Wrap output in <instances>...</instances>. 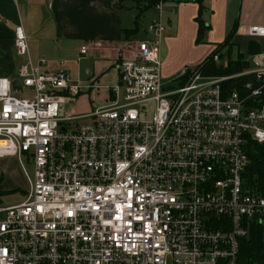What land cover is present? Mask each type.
<instances>
[{"label":"built area","instance_id":"1","mask_svg":"<svg viewBox=\"0 0 264 264\" xmlns=\"http://www.w3.org/2000/svg\"><path fill=\"white\" fill-rule=\"evenodd\" d=\"M168 1L155 3L148 37L113 65L130 83L119 79L107 104L86 115L62 106L93 84L44 71L46 59L35 64L15 28L26 60L16 77L0 75V157L34 170L26 199L0 205V264H240L242 240L264 224V193L243 176L248 141L264 144V102L258 89L225 95L223 83L255 78L264 87V52L235 75L195 69L186 84L167 85ZM247 33L264 37V26Z\"/></svg>","mask_w":264,"mask_h":264},{"label":"crops","instance_id":"2","mask_svg":"<svg viewBox=\"0 0 264 264\" xmlns=\"http://www.w3.org/2000/svg\"><path fill=\"white\" fill-rule=\"evenodd\" d=\"M157 1L1 0L0 75L16 77L20 66L25 63L26 59L19 57L14 47L15 28L20 25L27 36L30 57L35 64L40 58H45L47 62L42 66V69L46 72L60 69L55 61L57 54L67 59L73 52L81 54V47L86 46L88 52L83 60H87L90 78L89 81L81 83L84 86L93 84V87L83 91L78 98L80 96L85 97L87 93L93 94L94 98H99L102 97L104 91L106 96L102 105L104 106L110 96L109 87L113 84V78L117 77L118 81L120 79V75L114 69V63L127 56L124 54V46L127 41L130 39L135 40L136 43L140 41L136 39L140 29L145 35L143 39L148 37L145 25L159 16L155 8ZM173 1L176 0L166 2L167 8L170 9L167 19L164 17L165 5L163 7L162 18L169 28L160 47L162 64L164 46L166 44L167 48L168 46L171 48L172 41L178 39L182 20L190 19L193 22L191 27L192 39L196 38L197 42L198 17L209 27L204 41L208 38L213 45L209 46L208 51L213 50L204 59L205 54L200 58L203 60L198 66L218 48L219 44L224 43L236 23L238 30L231 41L233 46L230 54L229 48H224L226 53L221 54L223 59L217 63L227 65L229 57L235 60L237 55L242 53L248 62V66L244 69L246 70L251 66L250 59L254 55L249 54L250 43L257 44L259 48L257 53L264 52V37H252L247 33L248 27L252 25L264 26V0H203V10L198 3L193 1L180 0L181 3L177 6L173 4ZM150 12H152V16ZM173 19L176 20L173 21ZM134 29L137 32L129 36L127 32ZM235 50L237 52L236 57L233 56ZM78 66L80 69V64ZM195 69L187 70L180 75L174 74L178 76L174 77L172 83L176 81L178 85H183L188 74ZM172 73L170 72V74ZM109 79L112 82L106 83L109 82ZM102 81L105 84H98ZM246 90L248 91V89ZM78 98L71 105L73 113H75L74 107ZM69 113L68 110L64 115Z\"/></svg>","mask_w":264,"mask_h":264},{"label":"rangeland","instance_id":"3","mask_svg":"<svg viewBox=\"0 0 264 264\" xmlns=\"http://www.w3.org/2000/svg\"><path fill=\"white\" fill-rule=\"evenodd\" d=\"M180 0L173 1V4L177 6L180 4ZM168 4L165 3L164 7V17L167 19L169 15L170 9L167 8ZM152 12H150L151 15ZM149 15V16H150ZM152 16V15H151ZM174 17V16H173ZM172 17V18H173ZM152 18V17H151ZM176 19H173L175 21ZM193 22L189 19H184L181 21V31L179 33L178 39L172 41L171 48H167L166 44L164 46V55H163V64H162V76L164 82L166 84H170L171 86H178L176 81L172 80L174 77L184 73L187 70L195 69L198 64L213 50L208 51L209 46H213L212 41L206 39L204 42H196V38L192 39V24ZM145 37L143 30H139L138 35L136 36L137 40H141ZM129 40V39H128ZM135 40L127 41L125 44V52L124 54L127 55L126 57H122V59H128L133 54L135 50ZM207 53V54H206ZM226 53V49H222L219 51L218 57L219 59H223L221 54ZM205 54V56H204ZM237 52L236 50L233 53V56L236 57ZM200 60V58H202ZM216 56V55H215ZM225 56V55H224ZM86 58V55H82L76 52H73L67 59L63 56L56 55L55 60L59 65V68L65 70L69 73L73 80L80 82L89 81V74H88V64L87 60L84 61L83 59ZM118 60V61H119ZM199 60V61H198ZM228 60V59H227ZM78 64H80V69ZM182 70V71H179ZM170 72H173L170 74ZM176 72V73H175ZM178 72V73H177ZM169 74V75H166ZM178 74V75H174ZM173 75V76H170ZM189 75V74H188ZM111 79L109 82L111 83ZM105 84V82H98V84ZM187 81L184 83L186 84ZM119 84L118 78H113V84ZM83 85V84H82ZM84 86V85H83ZM85 87V86H84ZM96 91V90H94ZM123 91V90H122ZM25 93H29V91L24 90ZM21 94V93H20ZM18 94V96H20ZM105 93L102 92V97L94 98L93 94L89 95L86 94L85 97L80 96L74 107L76 115H86L92 111H95L102 106L105 101ZM121 101H123V95H121ZM72 104H66L62 106V113L65 114L67 111L71 110ZM149 109L152 108V105L148 106ZM85 120H81L83 122ZM33 166L31 163L24 159V164L22 165L20 161L13 157V156H6L0 157V205L3 206H12L23 202L28 194L29 191V181L26 175V172L32 177L33 176Z\"/></svg>","mask_w":264,"mask_h":264},{"label":"trees","instance_id":"4","mask_svg":"<svg viewBox=\"0 0 264 264\" xmlns=\"http://www.w3.org/2000/svg\"><path fill=\"white\" fill-rule=\"evenodd\" d=\"M1 1V0H0ZM193 1L198 3L203 10V0H183ZM199 29L197 42H202L205 39V34L209 27L206 26L202 19L197 18ZM238 24L236 23L224 43L219 44L218 48L214 50L202 63L197 67L205 75H217V76H230L243 71L248 62L245 60V56L242 53L237 55L234 60L231 57L228 59L227 65L218 64L214 61L215 55L219 54L223 48L228 47L229 54L232 48V39L237 33ZM137 32L136 29L130 30L127 33L129 36L134 35ZM259 51L257 44L251 42L249 45V54H255ZM239 79H230L223 83V93L226 95L232 90L236 89L241 94H246L247 90L238 86ZM252 105H258L257 102L251 103ZM246 152L249 157V164L243 174L247 185L252 191L264 193V144H260L256 141L249 140L246 145ZM1 192V191H0ZM240 264H264V224H256L251 228L249 235L241 242L239 252Z\"/></svg>","mask_w":264,"mask_h":264},{"label":"water","instance_id":"5","mask_svg":"<svg viewBox=\"0 0 264 264\" xmlns=\"http://www.w3.org/2000/svg\"><path fill=\"white\" fill-rule=\"evenodd\" d=\"M120 79L127 81L128 83H130V80L127 76L126 73H121L120 74ZM13 85H14V89L18 90L19 88V81L18 80H14L13 81ZM238 86L240 88H245L248 89L249 91H253V90H260V95L258 96L259 100H262L264 102V87H262V83L257 81L255 78H253L251 81H246L245 79H241L238 83Z\"/></svg>","mask_w":264,"mask_h":264}]
</instances>
